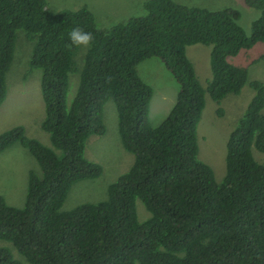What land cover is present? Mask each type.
Here are the masks:
<instances>
[{"label":"trees","instance_id":"1","mask_svg":"<svg viewBox=\"0 0 264 264\" xmlns=\"http://www.w3.org/2000/svg\"><path fill=\"white\" fill-rule=\"evenodd\" d=\"M175 1L142 0L141 16L99 30L85 7L51 12L45 0H0V106L22 31L31 43L28 68L40 71V129L52 148L26 137L21 126L0 133V153L16 143L38 168L27 173L20 208L0 197V241L26 263L264 264V82L249 80L247 68L233 63L264 45V0H240L258 13L248 33L239 25L238 10L209 11ZM80 42L85 51L77 69ZM193 45L207 49L202 81L186 56ZM151 58L177 87L156 126L148 117L152 92L135 70ZM254 62H264V53ZM72 74L78 80L67 103ZM243 87L251 97L227 136L224 176L216 182L197 153L204 96L219 106ZM107 101L115 108L120 145L133 162L106 187L103 201L60 211L75 182L101 175L83 150L90 136L105 133ZM215 113L224 114L221 108ZM252 151L263 159L257 161ZM136 201L148 213L141 221ZM0 264L20 263L0 247Z\"/></svg>","mask_w":264,"mask_h":264},{"label":"rangeland","instance_id":"2","mask_svg":"<svg viewBox=\"0 0 264 264\" xmlns=\"http://www.w3.org/2000/svg\"><path fill=\"white\" fill-rule=\"evenodd\" d=\"M45 2L51 12L85 7L92 13L95 27L99 30H106L130 17L141 16L144 13L142 0H45ZM175 2L209 11L238 10L239 25L246 33L249 31L250 23L258 14L255 10L245 8L240 0H176ZM30 50L31 43L22 31L17 32L13 58L5 75L6 94L0 106V133L21 126L26 137L52 149L47 134L40 129L44 116L39 94L40 71L28 68ZM84 51L85 44L80 42L78 53L74 56L77 69L80 68ZM243 53L245 55L234 59L233 63L247 68L249 80L264 82V62L251 64L264 53V45L258 44L257 47ZM186 56L193 63L198 79L202 81L207 77L206 47L189 46L186 48ZM135 70L139 80L148 85L152 92L148 117L151 126H156L167 115L175 100L176 84L161 62L155 58L144 60L135 67ZM77 80V75L69 76L67 103L75 92ZM251 93L250 89L243 87L238 96L226 97L219 106L209 100L207 95L204 96V108L196 128L197 150L199 147L197 153L199 159L200 157L202 159L200 161L211 169L216 182H220L224 176L223 159L227 136L237 118L244 112ZM217 108L223 109V116L216 115ZM102 120L105 126L104 135L90 136L83 150V158L99 165L101 175L93 181L75 182L70 187L60 211H68L79 204L103 201L106 197V187L118 176L127 172L133 162V156L124 151L120 145L115 108L111 101H107L103 106ZM252 155L257 161L263 159L255 151H252ZM28 171L38 173V168L34 159L20 145L15 143L0 153V197L7 205L15 208L22 206ZM135 210L139 221L148 215L139 201L135 202ZM0 247L8 249L13 260L20 264H28L9 243L0 241Z\"/></svg>","mask_w":264,"mask_h":264}]
</instances>
